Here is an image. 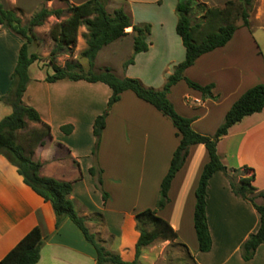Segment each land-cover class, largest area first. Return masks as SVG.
Returning a JSON list of instances; mask_svg holds the SVG:
<instances>
[{"label":"crops","instance_id":"0c3cea01","mask_svg":"<svg viewBox=\"0 0 264 264\" xmlns=\"http://www.w3.org/2000/svg\"><path fill=\"white\" fill-rule=\"evenodd\" d=\"M82 1L58 0V6L47 8H64L67 2ZM200 1L217 6L226 0ZM176 3L177 0H108L106 9L111 8L108 11L122 7L133 24L150 25L148 48L135 55L134 63L122 68V62L132 53L133 35L128 27L127 34L103 46L94 61L102 58L101 66L110 67L117 76L135 77L145 86L161 88L185 56L175 29ZM252 14L251 11L248 27H239L225 45L200 55L184 71L194 82L212 83L217 99L203 98L185 80L172 85L168 92L175 110L192 119L191 127L196 132H215L232 103L249 87L264 83V58L250 31ZM81 27L82 33L86 32ZM242 38L253 42L252 46L247 40L254 49L252 58H245ZM21 44L18 35L0 25V97L11 86L10 75ZM115 53L120 57L113 65L109 57ZM29 76L22 100L38 111L40 121L26 120L25 127L17 131L18 141L28 155L41 162L40 175L72 183L70 197L77 213L85 217L86 226L107 250L123 260H133L139 237L135 212L151 208L176 231V240L187 246L195 264H264V243L256 248L250 260L245 261L241 256L240 246L256 231L259 214L250 202L232 192L228 177L220 171L212 175L207 187L206 217L211 248L206 252L197 249L194 190L208 159L203 144L189 147L183 166L171 182L169 200L158 209L160 182L178 144L171 120L131 90H125L107 112L94 155L93 122L108 102L109 86L84 79L49 82L46 76L33 78L30 71ZM181 82L186 86H179L180 96L174 103L170 95ZM11 111V106L0 100V119ZM209 120L215 123L207 129ZM68 124L71 130L65 133L61 126ZM217 154L228 169L252 167L256 192L264 190V107L233 124L217 142ZM96 165L102 169V183L98 185L101 191L97 189L96 176L89 172ZM102 191L107 194L106 200ZM255 202L264 204V198L256 196ZM49 203L25 184L16 167L0 154V259L31 228L38 226L42 242L35 264H97L94 246L69 218L56 225V215ZM96 213L101 214V221L96 219Z\"/></svg>","mask_w":264,"mask_h":264},{"label":"trees","instance_id":"16d2710c","mask_svg":"<svg viewBox=\"0 0 264 264\" xmlns=\"http://www.w3.org/2000/svg\"><path fill=\"white\" fill-rule=\"evenodd\" d=\"M255 0H226L222 5L203 7L202 19L192 21V9L195 0H177L175 10L177 14L176 32L181 37L185 48L184 59L176 64L168 75L161 88L145 86L135 77H119L110 67L104 66L93 71V61L97 52L105 45L127 34L126 29L131 27L133 35L132 53L122 62V68L134 63L135 55L148 48L147 37L150 33L149 24H133L130 16L122 7L112 11L106 9L108 0H84L72 4L67 2L64 8H47L37 10L26 25L21 24L20 17L12 9L5 8L0 0V25L8 28L22 39L14 69L10 75L11 86L0 100L11 106V113L0 119V154L16 167L23 181L45 201H50L56 215V225L63 218H69L82 232L84 238L91 243L96 251L97 264H141L140 257L145 247L157 240H169L171 246L184 249L186 257L195 264L193 255L187 246L178 242L177 233L171 225L156 213V210L145 208L135 212L136 229L139 237L135 246V257L131 261L121 259L118 254L107 250L96 234L91 232L85 224V217L80 216L71 199L72 183L39 173L41 162L28 155L24 146L18 141L17 131L26 125V120L39 122L38 111L23 102L22 96L30 80L29 66L38 59L35 52L29 51V44L35 38L34 27L40 26L49 17L54 15L62 19L51 26L49 35L53 41L48 63L52 73L47 74L46 81L61 79H84L90 82L100 81L109 86L111 95L107 105L117 102L125 90H131L143 101L154 106L163 115L168 117L176 128L178 144L172 153L168 170L159 186V197L156 202L158 209L163 208L169 198L168 192L176 173L183 166L188 155L189 147L203 144L208 159L203 165L197 186L194 190L193 227L197 240V249L206 252L211 248L212 240L206 217L207 187L209 179L215 172H223L229 179L232 192L239 198L250 202L259 214V225L255 232L250 233L240 246L241 256L250 260L256 248L264 243V204L255 202L256 196L264 198V190L256 192L253 185L254 169L243 165L228 169L217 154V142L227 134L228 129L239 122L244 116L260 112L264 107V83L255 84L246 89L230 106L222 122L212 135L196 132L191 127L192 119L180 115L174 108L167 94L172 85L185 80L187 85L201 92L203 98H215L212 83L201 85L187 78L184 71L191 66L202 54L225 45L239 27L249 26V16ZM84 26L82 33L85 41L80 56L87 59L88 70H84L80 62L65 61L64 65L56 63V58L63 53L72 54L78 36V29ZM107 112L96 116L93 122L95 143L93 154H96L102 130L105 127ZM47 132L49 128L46 126ZM65 133L70 132L71 125L61 126ZM249 171L248 175L244 172ZM91 175L97 179V187L102 183L101 169L94 166L89 168ZM102 197L107 199L106 192ZM96 219L101 221V214L96 213ZM42 242L38 226L31 228L1 259L0 264H35L39 259Z\"/></svg>","mask_w":264,"mask_h":264},{"label":"rangeland","instance_id":"374dc122","mask_svg":"<svg viewBox=\"0 0 264 264\" xmlns=\"http://www.w3.org/2000/svg\"><path fill=\"white\" fill-rule=\"evenodd\" d=\"M1 1H2L4 7L8 8V9H12L16 12V14L20 17L22 25H26L28 23L29 19L31 18V16L37 10H39L41 7H43V6L55 7V6L59 5L58 0H55V3H52L51 0H1ZM114 1L117 2L118 0H114ZM112 2H113V0H112ZM201 4H203V2H201L200 0H195L194 6L192 9V14H191L192 21H199L202 19L203 7ZM64 5H65V2L62 3V6H64ZM254 5H255V7L252 9L253 14L251 15V18H250V21H251L250 31L252 32L253 37L255 38V41L257 42L259 49L262 52V56L264 58V2L259 0V2L257 3L255 0ZM108 10H111V8L108 7ZM61 19H62V17L57 18L54 15L49 16L44 21V23L42 25L36 26L33 29L36 36L32 40V42L29 44V51L35 52L38 55V59L35 62L31 63L29 66V71H30L31 75L33 76V78L45 77L47 74L52 73V68L50 67V65L48 63V58H49L50 50L52 49L54 44H53V41L49 35V29L51 28V26L53 24L60 21ZM83 30L84 29L82 27H80L78 29L77 42H76V45H75V48H74L72 54H70V55L68 53L60 54L56 58L57 64L62 66V65H64L65 61L75 60V61L80 62V64L82 65V68L84 70L89 69L87 59L80 56V51L85 46V45L84 46L81 45L82 41L84 42L83 37H81V33L83 32ZM239 34L240 33H238L237 35L239 36ZM247 40L245 38H242V40H241V44H242V46L244 45V49H245V55L244 56H245V58H250V57L252 58L253 57L252 50H254V49H253V47L249 46ZM249 42L253 46V42L251 40ZM235 43H236V41H235ZM239 45H240V42H239ZM239 51H240V48H239ZM118 55H119L118 53H115L114 55L109 57V61L113 65L116 64L117 58L120 57ZM102 62H103L102 58L97 59L96 61H94V65L91 69L93 71H98L100 68L103 67V66H101ZM111 67H113V66H111ZM181 85L186 86L184 82H181L180 85H178V87L175 89V93L170 95V99L173 100L174 103L176 102V99L180 96V87L179 86H181ZM217 97H218V95L216 94L215 98H211V99H217ZM175 105H177V104H175ZM2 106H5V105H2ZM112 106L113 105L108 106L106 104L103 108L102 113L108 112ZM1 108H6V107H1ZM214 123H215V121L209 120L208 124H207V129ZM210 133L211 134H208V135H212L214 132H210ZM94 167L98 170L101 169L99 165H96ZM101 173H102V169H101ZM249 173H250L249 171L244 172V174H246V175H248ZM97 189L100 190V188H98V187H97ZM50 203H49V205L51 206ZM51 209H52V207H51ZM91 232H93V231H91ZM96 239L99 240L97 235H96ZM165 244L166 243L164 241L157 240V241L153 242L152 244H150L149 246L145 247L143 249L142 255H141V258H142L140 260L141 264H191V261L186 257L184 249H182L181 247H178V246H171L170 243L168 245H165Z\"/></svg>","mask_w":264,"mask_h":264}]
</instances>
